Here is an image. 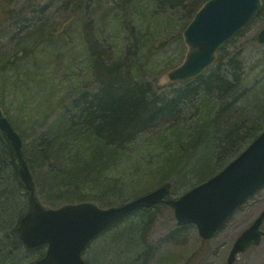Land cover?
<instances>
[{
	"label": "rangeland",
	"instance_id": "374dc122",
	"mask_svg": "<svg viewBox=\"0 0 264 264\" xmlns=\"http://www.w3.org/2000/svg\"><path fill=\"white\" fill-rule=\"evenodd\" d=\"M10 2L6 17L10 16L0 26V108L26 144L32 143L43 128L54 131L80 94L98 90V77L104 80L111 71L103 61L134 60L137 67L130 73L148 84L155 95L169 93L175 87L168 72L182 62L187 50L179 18L161 14L156 24L142 26L121 7L114 15V0ZM116 3L121 6L126 2ZM263 27L264 19L253 18L221 46L219 53L224 59L235 57L243 62L246 80L255 88L252 95L256 105L264 112V43L256 38ZM12 62L14 65H10ZM4 75L17 81L9 85L10 89L3 82ZM186 118L195 122L198 110L188 109L183 120ZM156 135L157 129L149 130L124 145L130 157L109 172L121 190L113 186L100 191L84 189V200L107 208L165 181H170L171 190L176 191L171 193L173 197L194 186V182L182 184L177 171H156L157 154L163 149L161 144L153 145ZM78 201L80 198L74 200ZM263 208L264 185L244 200L210 238L203 239L194 224L178 226L172 207L161 203L137 210L104 230L87 245L82 257L87 264H125V255L120 253L139 248L136 264H227L235 238ZM24 256L28 262H35L39 254L36 250L24 251ZM234 264H264V238L239 253Z\"/></svg>",
	"mask_w": 264,
	"mask_h": 264
},
{
	"label": "trees",
	"instance_id": "16d2710c",
	"mask_svg": "<svg viewBox=\"0 0 264 264\" xmlns=\"http://www.w3.org/2000/svg\"><path fill=\"white\" fill-rule=\"evenodd\" d=\"M205 1L125 0L120 6L114 0L112 12L117 15V8L121 7L142 26L148 22L156 24L161 14H169L183 21L184 29ZM11 6L10 0L0 1V26L9 18L6 14ZM254 18L264 19V0ZM220 48L214 64L202 74L174 83L169 93L158 95L130 73L137 67L134 60L103 61L113 73L110 71L104 80L98 77V90L76 102L78 109L73 102L70 113L67 111L68 116L60 118L54 131L41 129L30 144L22 139V155L39 200L48 207H57L77 198L83 201L84 189L100 191L113 186L121 190L109 172L130 157L124 150L126 143L153 129H157L153 145L161 144L163 148L157 154L156 171H177L182 184L194 185L223 168L263 130L264 112L256 105L252 95L255 88L246 80L243 62L235 57L224 59ZM4 76V85L10 89L9 85L17 81ZM193 107L198 110L199 119L183 120L186 111ZM27 207L28 191L19 176L15 153L0 131V264H35L25 259L24 251L36 250L39 256L44 253L43 246L25 247L15 230L14 223ZM135 228L137 232V223ZM139 252L138 248L120 254L125 255V264H136Z\"/></svg>",
	"mask_w": 264,
	"mask_h": 264
},
{
	"label": "water",
	"instance_id": "95a60500",
	"mask_svg": "<svg viewBox=\"0 0 264 264\" xmlns=\"http://www.w3.org/2000/svg\"><path fill=\"white\" fill-rule=\"evenodd\" d=\"M262 0H206L184 28L187 51L183 61L168 72L171 81L194 78L210 67L218 48L244 28ZM264 43V27L257 33ZM0 129L7 136L18 163V173L28 191L29 207L19 218L17 232L28 248L46 244L35 264H87L82 251L100 232L126 214L158 203L172 207L179 226L194 224L202 238L211 237L236 207L264 185V129L219 172L178 197L169 195V181L119 205L102 208L90 201L45 207L35 194V184L22 155L19 133L0 111ZM264 208L234 240L227 257L236 255L264 237L260 228Z\"/></svg>",
	"mask_w": 264,
	"mask_h": 264
},
{
	"label": "bare ground",
	"instance_id": "6f19581e",
	"mask_svg": "<svg viewBox=\"0 0 264 264\" xmlns=\"http://www.w3.org/2000/svg\"><path fill=\"white\" fill-rule=\"evenodd\" d=\"M76 102H79V100H76L75 102H74V107L76 108V109H78L77 107H76ZM0 111H1V113H2V115L4 116V117H6L7 118V116L5 115V113L2 111V109L0 108ZM8 119V118H7ZM8 121L10 122V120L8 119ZM11 123V122H10ZM11 125H12V123H11ZM13 126V125H12ZM14 127V126H13ZM0 131L4 134V136L6 137V139L8 140V138H7V136L5 135V133L0 129ZM8 142H9V140H8ZM9 144H10V142H9ZM10 146H11V144H10ZM114 206V205H113ZM28 207H29V202H28ZM28 207H27V209H28ZM27 211V210H26ZM25 211V212H26ZM121 218H123V217H121ZM121 218H119V219H121ZM18 221H19V219H18ZM18 221L16 222V223H14V225H15V230H16V232H17V225H18ZM37 260V259H36ZM36 260H35V262H36Z\"/></svg>",
	"mask_w": 264,
	"mask_h": 264
},
{
	"label": "flooded vegetation",
	"instance_id": "af4514ba",
	"mask_svg": "<svg viewBox=\"0 0 264 264\" xmlns=\"http://www.w3.org/2000/svg\"><path fill=\"white\" fill-rule=\"evenodd\" d=\"M89 94H86V93H83V94H80V98L78 100H81L82 98L85 100L86 97L88 96Z\"/></svg>",
	"mask_w": 264,
	"mask_h": 264
}]
</instances>
